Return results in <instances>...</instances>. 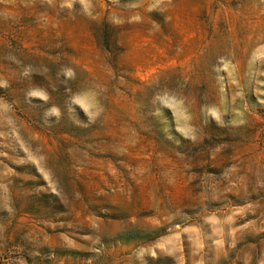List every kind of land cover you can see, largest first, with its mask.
I'll return each instance as SVG.
<instances>
[{
	"label": "rangeland",
	"instance_id": "1",
	"mask_svg": "<svg viewBox=\"0 0 264 264\" xmlns=\"http://www.w3.org/2000/svg\"><path fill=\"white\" fill-rule=\"evenodd\" d=\"M0 264H264V0H0Z\"/></svg>",
	"mask_w": 264,
	"mask_h": 264
}]
</instances>
